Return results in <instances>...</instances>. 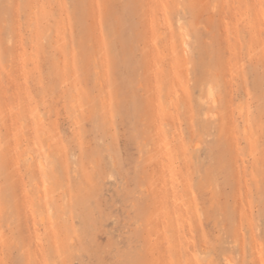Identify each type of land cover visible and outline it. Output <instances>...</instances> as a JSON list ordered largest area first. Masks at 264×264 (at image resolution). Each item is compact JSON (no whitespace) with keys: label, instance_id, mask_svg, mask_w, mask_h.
<instances>
[{"label":"rangeland","instance_id":"374dc122","mask_svg":"<svg viewBox=\"0 0 264 264\" xmlns=\"http://www.w3.org/2000/svg\"><path fill=\"white\" fill-rule=\"evenodd\" d=\"M0 264H264V0H0Z\"/></svg>","mask_w":264,"mask_h":264},{"label":"bare ground","instance_id":"6f19581e","mask_svg":"<svg viewBox=\"0 0 264 264\" xmlns=\"http://www.w3.org/2000/svg\"><path fill=\"white\" fill-rule=\"evenodd\" d=\"M211 96H212V94H211ZM214 96H212L211 98H213ZM210 98V97H209ZM210 98V99H211ZM213 99H215V98H213ZM214 103V102H213ZM7 124V123H6ZM31 138V137H30ZM26 140V139H25ZM11 141V140H10ZM27 141V140H26ZM32 144V143H31ZM33 146V145H32ZM46 147H47V145H46ZM47 149H49V148H46V150ZM40 151V150H39ZM49 151H50V149H49ZM39 155H40V153H39ZM158 155V154H157ZM13 157V156H12ZM10 158V157H9ZM32 159V158H31ZM40 159V158H39ZM8 161H9V159H8ZM32 161V160H31ZM14 163V162H13ZM43 163V162H42ZM13 165V164H12ZM29 166H31V165H29ZM10 169H11V167H9ZM33 169V168H32ZM29 171V170H28ZM31 174H32V172H31ZM39 176V175H38ZM39 179V178H38ZM33 182V181H32ZM33 185H35V184H33ZM38 185V184H37ZM39 193V192H38ZM40 194V193H39ZM37 203H38V205H39V208L40 209H42L43 211H45L46 212V208H47V203H48V197H47V195L45 194V195H43V196H40V197H38L37 198ZM42 217H44V214L42 215ZM39 219H42V218H40L39 217ZM43 221V220H42ZM41 221V222H42ZM50 221V220H49ZM45 233H46V237H47V239L48 240H50L49 241V247L47 248V249H53V250H55V248H56V239H55V234H54V231H53V225L51 224V222L48 224V226H47V228H46V231H45Z\"/></svg>","mask_w":264,"mask_h":264}]
</instances>
